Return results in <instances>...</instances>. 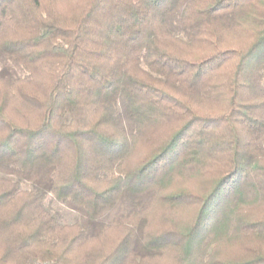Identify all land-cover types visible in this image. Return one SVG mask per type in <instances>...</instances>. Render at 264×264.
I'll return each mask as SVG.
<instances>
[{"label": "trees", "instance_id": "16d2710c", "mask_svg": "<svg viewBox=\"0 0 264 264\" xmlns=\"http://www.w3.org/2000/svg\"><path fill=\"white\" fill-rule=\"evenodd\" d=\"M35 262L264 264V0H0V264Z\"/></svg>", "mask_w": 264, "mask_h": 264}, {"label": "rangeland", "instance_id": "374dc122", "mask_svg": "<svg viewBox=\"0 0 264 264\" xmlns=\"http://www.w3.org/2000/svg\"><path fill=\"white\" fill-rule=\"evenodd\" d=\"M27 187V185H25ZM45 203L50 209L58 214L63 222L72 223L80 218V213L68 208L61 202H58L51 194L45 199ZM33 264H38L37 262Z\"/></svg>", "mask_w": 264, "mask_h": 264}]
</instances>
